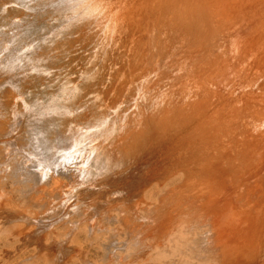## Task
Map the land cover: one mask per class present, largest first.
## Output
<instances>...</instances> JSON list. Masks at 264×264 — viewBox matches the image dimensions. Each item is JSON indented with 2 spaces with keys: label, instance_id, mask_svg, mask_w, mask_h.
I'll use <instances>...</instances> for the list:
<instances>
[{
  "label": "bare ground",
  "instance_id": "6f19581e",
  "mask_svg": "<svg viewBox=\"0 0 264 264\" xmlns=\"http://www.w3.org/2000/svg\"><path fill=\"white\" fill-rule=\"evenodd\" d=\"M1 12L0 264H264V0ZM79 41L100 87L30 104Z\"/></svg>",
  "mask_w": 264,
  "mask_h": 264
},
{
  "label": "rangeland",
  "instance_id": "374dc122",
  "mask_svg": "<svg viewBox=\"0 0 264 264\" xmlns=\"http://www.w3.org/2000/svg\"><path fill=\"white\" fill-rule=\"evenodd\" d=\"M12 15H15V14H17V11H15V13L13 14V13H11ZM5 15V16H4ZM8 13H2L1 12V14H0V20H2L4 17H5V19H3V21H1V22H3V23H5L6 21H7V18H9L10 17V15H9V17H8ZM1 22H0V25H2L1 24ZM49 22V21H48ZM51 23H54V24H56V22H55V20L53 19V20H51L50 21ZM49 27H50V25H49ZM48 27V28H49ZM94 41H91V44L89 43L88 44V46H86L85 45V43H83V41H79V43H78V47L77 48H75V50H72V51H70V54H69V52H66L65 53V56L67 55L68 56V58H67V56L65 57L64 56V54H63V57L61 56V58L62 59H59V60H61V61H59L58 59H56V60H53V62L51 63V66H53L52 67V69L53 68H55L54 69V71L52 72V74H54V75H52L51 74V76H50V74H47V75H49L51 78H49V76H47V75H45L44 74V80L45 81H41V79H42V76L41 77H34L33 79H32V81H31V84L29 85V90H28V88H27V95H26V97L28 98V101H29V99H30V101H29V103L30 104H38L39 102L40 103H42V102H45L46 101V104L51 100V98H52V95H53V97H55V96H58V98H59V96H60V101H62V102H65V99H66V103L67 104H70V102H72V103H75V102H80V100H82L81 98H80V95H78L79 93H81L83 90H84V92L86 91V89H87V91L89 90H91V87L92 88H94V86H95V88L96 89H98L99 87H100V84H101V77H102V74H103V72H96V70L99 68V70H100V67H101V64L103 63V61H102V59L101 58H99V53H101L100 51H101V49H99L100 47L98 46V45H100V41H96V42H98V44L95 42V43H93ZM81 43V44H80ZM94 46H93V45ZM95 44H96V46H95ZM80 45V46H79ZM90 47L91 48V50H93L94 51V53H93V51H92V53H91V51L88 49V48H86V47ZM81 47H82V49H81ZM92 47H94V48H96V49H94V48H92ZM81 50H83V51H79L80 49ZM86 48V49H85ZM78 52H77V51ZM84 50H85V52H84ZM88 50V51H87ZM98 50V51H97ZM75 52V54H74V52ZM97 51V52H96ZM77 52V53H76ZM80 52V53H79ZM89 53V55L87 54V53ZM99 52V53H98ZM72 53V54H71ZM85 53V54H84ZM98 53V54H97ZM94 54V56H92ZM86 55V56H85ZM89 56V57H88ZM90 56H91V59H90ZM98 56V57H97ZM73 57V58H72ZM87 57V58H86ZM94 57H96V61H95V59H93ZM89 59V60H88ZM100 59V60H99ZM97 60H98V63H97ZM58 61V62H57ZM66 61V62H65ZM85 61V62H84ZM91 61H94V62H91ZM102 61V62H101ZM94 63V64H90V63ZM54 63V64H53ZM95 63H97V64H100L99 65V67H97L98 65L96 64L95 65ZM56 64V65H55ZM87 64H89V65H87ZM59 65V66H58ZM63 66V67H62ZM91 66H94V67H91ZM56 67H58V69L56 70ZM97 67V68H96ZM89 68V69H88ZM60 69V70H59ZM87 69V71L86 72H84L85 70ZM64 70H65V72H64ZM91 72H90V71ZM95 70V71H94ZM83 71V72H82ZM96 72V73H94V72ZM56 72V73H55ZM88 72V73H87ZM89 75L90 73H92V74H90L89 76L91 77V79H92V77H94V75L95 76H97L98 74H100V77H96L95 79L93 78L92 80L89 78V76L87 75V74ZM94 73V74H93ZM86 74V75H85ZM59 75V76H58ZM92 75V76H91ZM53 76L55 77V76H57L56 78H54L53 79ZM86 76V77H85ZM45 77H47V78H45ZM41 78V79H40ZM84 78V79H83ZM89 78V79H88ZM98 78H100L99 80H98ZM37 79V80H36ZM51 79V80H50ZM53 79V80H52ZM88 79V80H87ZM62 80V81H61ZM70 81V83H69V81ZM94 80V81H93ZM88 81V82H87ZM90 81H93V82H95L93 85H92V83L93 82H90ZM51 82V83H50ZM61 82V83H60ZM84 84H83V83ZM88 83L89 84H91V85H89L88 86ZM97 83V85H95ZM77 84V85H76ZM87 84V85H86ZM85 86H88V87H86L85 88ZM91 86V87H90ZM74 87V88H73ZM79 87V88H78ZM81 87H82V89H81ZM85 89H84V88ZM98 87V88H97ZM76 88V89H75ZM92 89V90H96V89ZM64 89H66V90H64ZM68 89V90H67ZM81 89V90H80ZM64 90V91H63ZM74 90V91H73ZM75 90H77L78 91V94L77 93H75L76 91ZM48 91V92H47ZM50 91V92H49ZM53 91V92H52ZM59 91V92H58ZM80 91V92H79ZM74 92V93H73ZM50 93H52V94H50ZM62 93V94H61ZM67 94H69V95H67ZM76 94V95H75ZM64 95V96H63ZM74 97H73V96ZM78 95V96H77ZM90 95V94H89ZM70 97L71 96V98H65V97ZM75 96H76V98H75ZM61 97H62V99H63V97H64V99L63 100H61ZM34 99V100H31V99ZM74 98V99H73ZM39 100V101H37V100ZM70 99V101H68ZM49 100V101H48ZM74 100V101H73ZM31 101H32V103H31ZM37 101V102H36ZM48 101V102H47ZM35 102V103H34ZM71 103V104H72ZM24 111H26L24 114H25V116H24V114H23V116L25 117H23L24 118V120L26 121V119L28 120V119H30V118H32V117H28V115L27 114H34L32 111H27V110H24ZM31 112V113H30ZM27 116V117H26ZM26 124V123H25ZM24 124V125H25ZM25 127V126H24ZM24 264H27V263H25L24 262Z\"/></svg>",
  "mask_w": 264,
  "mask_h": 264
}]
</instances>
